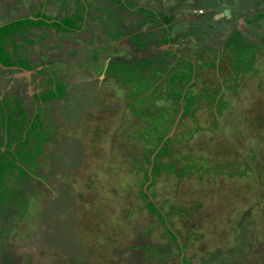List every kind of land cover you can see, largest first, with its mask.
Listing matches in <instances>:
<instances>
[{
	"label": "rangeland",
	"instance_id": "rangeland-1",
	"mask_svg": "<svg viewBox=\"0 0 264 264\" xmlns=\"http://www.w3.org/2000/svg\"><path fill=\"white\" fill-rule=\"evenodd\" d=\"M0 117V264H264V0H0Z\"/></svg>",
	"mask_w": 264,
	"mask_h": 264
},
{
	"label": "flooded vegetation",
	"instance_id": "flooded-vegetation-1",
	"mask_svg": "<svg viewBox=\"0 0 264 264\" xmlns=\"http://www.w3.org/2000/svg\"><path fill=\"white\" fill-rule=\"evenodd\" d=\"M1 107H2L3 109H6V105H3V106L1 105ZM4 119H6V118L4 117ZM6 121H8V120H6ZM2 124H3V123H2ZM12 124L16 125V123H13V122H11V124H7V125L4 124V126L6 127V128H5V129H6V130H5L6 133L8 132V127H9V126H12ZM14 125H13V126H14ZM7 126H8V127H7ZM16 131H17V128H16ZM11 135H12V131H10V136H11ZM7 136H8V135H7ZM11 139H12V138H11ZM18 163H20V162L18 161Z\"/></svg>",
	"mask_w": 264,
	"mask_h": 264
},
{
	"label": "clouds",
	"instance_id": "clouds-1",
	"mask_svg": "<svg viewBox=\"0 0 264 264\" xmlns=\"http://www.w3.org/2000/svg\"><path fill=\"white\" fill-rule=\"evenodd\" d=\"M9 178H12V177L10 176ZM9 178H8V179H9ZM8 179H7V180H8ZM149 198H150V199H153V198H152V197H150V196H149Z\"/></svg>",
	"mask_w": 264,
	"mask_h": 264
},
{
	"label": "trees",
	"instance_id": "trees-1",
	"mask_svg": "<svg viewBox=\"0 0 264 264\" xmlns=\"http://www.w3.org/2000/svg\"><path fill=\"white\" fill-rule=\"evenodd\" d=\"M1 118V117H0ZM4 178V177H3ZM3 178H1V182H2V180H3ZM13 190V189H12Z\"/></svg>",
	"mask_w": 264,
	"mask_h": 264
},
{
	"label": "bare ground",
	"instance_id": "bare-ground-1",
	"mask_svg": "<svg viewBox=\"0 0 264 264\" xmlns=\"http://www.w3.org/2000/svg\"><path fill=\"white\" fill-rule=\"evenodd\" d=\"M20 60H21V59H20ZM20 60H19V61H20ZM249 74H250V73H249ZM192 185H193V184H192ZM190 188H191V187H190Z\"/></svg>",
	"mask_w": 264,
	"mask_h": 264
},
{
	"label": "crops",
	"instance_id": "crops-1",
	"mask_svg": "<svg viewBox=\"0 0 264 264\" xmlns=\"http://www.w3.org/2000/svg\"><path fill=\"white\" fill-rule=\"evenodd\" d=\"M2 119V118H1Z\"/></svg>",
	"mask_w": 264,
	"mask_h": 264
}]
</instances>
